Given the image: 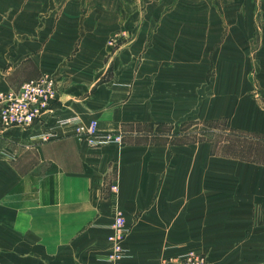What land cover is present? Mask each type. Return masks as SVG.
<instances>
[{"label":"crops","instance_id":"obj_1","mask_svg":"<svg viewBox=\"0 0 264 264\" xmlns=\"http://www.w3.org/2000/svg\"><path fill=\"white\" fill-rule=\"evenodd\" d=\"M44 72L49 109L0 123V264H106L118 213L122 264H264V160L210 128L264 150V0H0V92Z\"/></svg>","mask_w":264,"mask_h":264},{"label":"built area","instance_id":"obj_2","mask_svg":"<svg viewBox=\"0 0 264 264\" xmlns=\"http://www.w3.org/2000/svg\"><path fill=\"white\" fill-rule=\"evenodd\" d=\"M59 83L55 77L44 72L37 77L24 81L17 90L0 92V123L2 125L22 124L29 126L41 117L42 113L49 109L51 102L58 92ZM74 121L75 134L91 146L122 142L120 133L102 132L98 129L97 120L91 119L88 123L77 122L74 118H63L57 122L64 124ZM49 132L40 134L42 139H47ZM116 186H112L115 189ZM110 233L107 236L109 242L108 252L105 257L106 264H122L126 256L124 239L128 227L118 213L110 224ZM206 258L202 253L187 250L176 255L159 259L158 264H206Z\"/></svg>","mask_w":264,"mask_h":264},{"label":"rangeland","instance_id":"obj_3","mask_svg":"<svg viewBox=\"0 0 264 264\" xmlns=\"http://www.w3.org/2000/svg\"><path fill=\"white\" fill-rule=\"evenodd\" d=\"M210 128H219V130H222L220 133H211V142H213V145L221 144L223 150L235 153L243 159H253V157H257L259 160H264V150H261L259 146L253 144L252 137H246L245 135H242V133L224 130L223 127H220L215 123H210ZM255 150H257V153ZM259 150H261V152ZM202 254L207 261V256L204 253Z\"/></svg>","mask_w":264,"mask_h":264}]
</instances>
